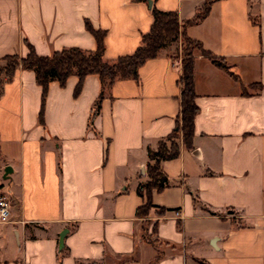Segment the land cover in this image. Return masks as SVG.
<instances>
[{"label":"crops","instance_id":"crops-1","mask_svg":"<svg viewBox=\"0 0 264 264\" xmlns=\"http://www.w3.org/2000/svg\"><path fill=\"white\" fill-rule=\"evenodd\" d=\"M206 1L207 15L183 27L210 53L193 51L192 143L180 137L160 161L161 189L136 188L149 180L147 148L180 112V36L138 79H115L94 114L96 73L77 95L75 74L49 81L43 104L32 69L0 82V188L12 200L0 264H264V0H0V64L26 42L40 55L94 50L86 22L113 61L140 45L152 7L182 24Z\"/></svg>","mask_w":264,"mask_h":264},{"label":"trees","instance_id":"trees-1","mask_svg":"<svg viewBox=\"0 0 264 264\" xmlns=\"http://www.w3.org/2000/svg\"><path fill=\"white\" fill-rule=\"evenodd\" d=\"M209 7L210 1H206L193 18L183 21L182 24L178 19L176 11L160 10L152 7L153 21L149 31L142 35L140 45L132 53L118 56L113 61H108L103 57V31L94 29L88 22H86V27L94 35L97 42L94 50L68 47L54 50L49 55H40L36 53L29 42H26L27 53L25 55L6 54L2 57L0 82L11 78L15 68L18 66L32 69L37 83L41 86V101L43 104L49 81L56 79L63 85L70 74H75L78 80L73 93L77 95L81 89L84 76L89 73H96L100 80L101 90L94 103L95 110L92 113L94 114L100 105L104 91L109 89L115 79L127 77L138 79L139 66L146 59L157 55L158 50L165 42L174 40L180 36L182 43L186 42L192 45L187 57H182L181 62V74L178 79L181 90L180 112L172 132L161 138L156 148H147L149 159L147 162V173L149 180L139 183L136 188L139 194H142L143 188L147 190L151 188L161 189L165 186L167 177L160 170V161L178 155V139L180 137L187 147H190L192 143L193 117L197 112L192 80L193 51L197 49L205 55H210L208 51L202 48L198 41L189 38L185 34L183 27L188 23L199 21L206 16ZM210 57L213 60L222 62L221 58ZM39 117L42 119V108L40 109ZM151 205L150 200H147L142 207L137 209V214H141L143 210Z\"/></svg>","mask_w":264,"mask_h":264},{"label":"built area","instance_id":"built-area-1","mask_svg":"<svg viewBox=\"0 0 264 264\" xmlns=\"http://www.w3.org/2000/svg\"><path fill=\"white\" fill-rule=\"evenodd\" d=\"M12 205L11 196L7 190L0 188V221L7 220L10 214V208ZM175 214H179L175 211Z\"/></svg>","mask_w":264,"mask_h":264},{"label":"rangeland","instance_id":"rangeland-1","mask_svg":"<svg viewBox=\"0 0 264 264\" xmlns=\"http://www.w3.org/2000/svg\"><path fill=\"white\" fill-rule=\"evenodd\" d=\"M175 40V39H174ZM181 40H182V38H181ZM181 43H182V41H181ZM184 43V42H183ZM182 43V48H181V54H182V57L183 58H186L187 57V54H188V52H189V50L191 49V47H192V45H189V44H187L186 42L183 44Z\"/></svg>","mask_w":264,"mask_h":264},{"label":"water","instance_id":"water-1","mask_svg":"<svg viewBox=\"0 0 264 264\" xmlns=\"http://www.w3.org/2000/svg\"><path fill=\"white\" fill-rule=\"evenodd\" d=\"M148 2L150 3L151 0H148ZM66 231H67V228L63 229V230L59 233V247H62V245H63V237H64Z\"/></svg>","mask_w":264,"mask_h":264}]
</instances>
